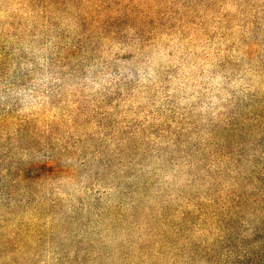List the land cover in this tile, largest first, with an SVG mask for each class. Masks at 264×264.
<instances>
[{
	"label": "trees",
	"instance_id": "1",
	"mask_svg": "<svg viewBox=\"0 0 264 264\" xmlns=\"http://www.w3.org/2000/svg\"><path fill=\"white\" fill-rule=\"evenodd\" d=\"M146 1L0 0V264H210L196 252L195 262L193 251L179 246L184 241L162 233L169 231L158 225L156 205L147 200L145 166L122 152L118 118L130 107L137 120L144 115L131 104L136 96L130 90L140 83L132 77L131 56L147 57L153 67L160 55L152 60L145 53L159 44L141 41L162 32L142 20L143 33L135 22L124 28L109 22L129 15L130 7L121 4ZM103 3L118 7L111 11L118 15L109 17ZM231 62L232 69L221 68L220 81H213L212 63L182 62L178 73L171 60L163 80L173 85L178 75L183 86L193 81L194 87L206 81L209 92L245 82L261 100L257 118L264 136V61ZM87 89L94 100L82 96ZM111 93L119 101L109 102ZM230 127L215 130L226 136ZM224 155L216 165L240 179L245 170L233 157L237 174ZM250 237L231 249L241 257L216 264H264V238Z\"/></svg>",
	"mask_w": 264,
	"mask_h": 264
},
{
	"label": "rangeland",
	"instance_id": "2",
	"mask_svg": "<svg viewBox=\"0 0 264 264\" xmlns=\"http://www.w3.org/2000/svg\"><path fill=\"white\" fill-rule=\"evenodd\" d=\"M103 1L114 6L119 0ZM134 3L121 4L120 9L130 7L129 15L121 13L110 25L124 28L135 22L139 33L148 28L144 25H155L162 34L145 37L147 41L141 38L145 47L159 44L155 51L145 53L152 60L155 52L160 55L153 67L149 58L138 61V54L131 56L132 77L140 82L130 90L136 96L131 104L144 115L137 120L131 116L136 109L130 107L118 118L123 125L122 152L133 154L145 166L142 173L151 184L147 200L156 205L158 225L169 231H162L164 235L173 242H178L174 235L184 241L179 246L183 252L193 251L195 262L194 252L210 264L226 256L235 260L243 255L231 250L235 243L244 245L254 234L264 238V136L258 130L262 121L257 118L261 100L245 82L227 89L212 86L209 92L211 84L206 81L198 82L202 84L198 87L193 81L183 86L177 75L171 85L163 80L168 76L162 68L172 60L173 70L183 73L182 62L185 66L210 62L208 76L220 81L217 71L232 69L231 61H264V0ZM103 4L109 17L118 15L111 13L118 7L108 9ZM135 90L144 98H138ZM115 94H110L109 102L119 101ZM82 96L87 101L95 99L90 89ZM246 120L249 136L242 133ZM218 125L231 126L226 136L215 130ZM223 154L237 174L240 169L232 163L233 157L245 170L240 179L216 165Z\"/></svg>",
	"mask_w": 264,
	"mask_h": 264
}]
</instances>
